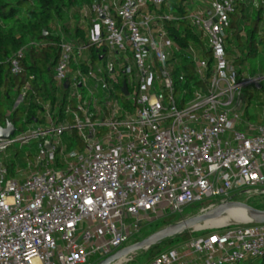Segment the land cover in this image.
Here are the masks:
<instances>
[{"label":"built area","instance_id":"1","mask_svg":"<svg viewBox=\"0 0 264 264\" xmlns=\"http://www.w3.org/2000/svg\"><path fill=\"white\" fill-rule=\"evenodd\" d=\"M238 1L245 0H209V15L186 16L211 51L213 67L208 75V59L197 57L193 45L186 49L206 88L194 89L183 105L175 80L184 75L174 77L172 54L180 46L163 25L179 17L150 9L160 10L168 0L92 5L94 26L84 30L86 41L60 43L54 79L59 96L65 93L63 117L56 119L47 103L45 122L0 137V264H88L126 246L145 221L167 211L212 197L233 200L232 191L242 187L246 194L264 191V107L262 122L246 130L237 128L241 115L233 108L243 88L261 89L264 81V75L241 78L227 55L225 38ZM95 55L99 60L93 61ZM22 58L19 50L10 60L14 75L24 72ZM33 79L21 88L15 107ZM73 130L83 149L64 153L71 143L65 146L64 136ZM31 140L37 141L35 171L22 179L9 176L7 149ZM261 257L264 223L245 222L194 236L147 264H233Z\"/></svg>","mask_w":264,"mask_h":264},{"label":"trees","instance_id":"2","mask_svg":"<svg viewBox=\"0 0 264 264\" xmlns=\"http://www.w3.org/2000/svg\"><path fill=\"white\" fill-rule=\"evenodd\" d=\"M95 2L97 0H0L1 126H6L10 122L15 126V135L25 133L36 120L45 122L43 105L47 103H50L56 119L63 117L65 93L62 97L59 96L54 79L55 66L60 54V43L64 40L86 41L80 24L72 26L71 21L80 20V13L84 7H88L91 12V7ZM190 4V0H168L160 10L155 6H150L151 10H157L160 14L166 11L179 17L177 20L164 21L163 25L169 37L180 46V50L172 54L176 59L174 77L184 75L183 81L175 80V88L181 105L191 97L194 89L206 88L196 71L195 62L188 56L186 49L193 45L202 58L208 59V75L213 67L211 51L206 47L197 28L186 19L191 11ZM225 40L228 44L236 43L235 46L241 52L240 56L233 60L235 67L238 66L241 77L244 75L242 67L248 59L256 56L260 49L264 55V4L260 3L255 6L246 1H238L235 12L231 15L230 27ZM19 50H23L24 72L14 75L11 72L10 60ZM231 51L227 45V54H232ZM98 57L99 55H95L93 61L99 60ZM30 75L35 76V79L30 80V90L25 99L15 107L21 88L29 80ZM72 139L69 147L81 151L83 142L78 138L76 130L72 131ZM13 146L14 144L10 147ZM21 162H25L24 157H19V159L16 155L3 157V165L9 175H16V165ZM218 204L219 201L216 202V205ZM174 222L170 221L162 227ZM210 232L213 231L210 230ZM194 235L198 236V232H191L187 229L162 242L167 240L173 242L175 239L185 242ZM157 246L158 244L147 249L150 257L144 264L149 263L163 252ZM233 264H264V257L248 258Z\"/></svg>","mask_w":264,"mask_h":264},{"label":"rangeland","instance_id":"3","mask_svg":"<svg viewBox=\"0 0 264 264\" xmlns=\"http://www.w3.org/2000/svg\"><path fill=\"white\" fill-rule=\"evenodd\" d=\"M194 1L200 2L199 0H190L191 2V11L190 12H198V11H204L207 10L208 4L206 3V0L204 2H201L204 6H201L198 8L197 5H195ZM248 4V0H245ZM97 2H103V3H119L120 0H97ZM197 4V3H196ZM81 17L80 20L77 22L76 20L71 21L72 26H76L80 24V27L83 30H86V32L90 33L91 29L93 28V23L91 21V12L89 11L88 7H84L82 9V12L80 13ZM157 27H155L156 29ZM157 30V29H156ZM226 47L227 45L231 48L230 55H228L229 60L233 63V60L240 56V51L235 46L236 43L228 44L227 40H225ZM88 54L89 51H88ZM196 56L200 57V53L196 52ZM263 52L262 49L258 52V54L250 59H248L247 63L244 64L242 67L245 73V77H256L259 75H264V59H263ZM234 64V63H233ZM235 66V65H234ZM236 69L238 70V66H236ZM243 76H241L242 78ZM261 89H257L255 85H249L245 88H243L240 97L243 96L244 99V107L241 110L242 112V119L237 121L236 125L239 126L241 122H244V125L248 126L250 124L255 125L256 123H259V119L262 116L263 113V107H264V81L261 84ZM18 99V98H17ZM235 103V102H234ZM72 136L69 134H66L64 136V145L67 146L69 142H72ZM71 147L64 148V153H66L68 150H70ZM37 152V141L31 140L27 144H21L20 142L14 143L13 147L8 148L6 151L5 156H12L16 155V157L19 159V157H24L25 162L19 165H16L17 173L16 175H9V176H15L17 178H24L28 175H30L33 171H35V166L32 163V161L35 158V154ZM31 154V155H29ZM60 159V156L58 155V161ZM30 163L31 165H28ZM16 171V170H15ZM248 187H242L238 190L232 191V196L235 200L245 202L251 206H255L256 208H262L264 210V191H253L250 194L243 193V191ZM221 200L220 197H212L209 199H205L200 202H194L191 204H188L183 207L182 211H178L175 213H172L171 211H167L165 215L147 220L144 222L142 228L138 231L133 233L131 239L129 242H127L126 245L132 244L137 241H141L144 238L148 237L153 232H156L165 226L162 227L163 224H167L168 222H174V221H180L183 219H186L188 217L194 216L196 214L201 213L202 208L208 207L210 204H213L215 202H218ZM216 204V203H215ZM205 206V207H204ZM248 221L243 220H229V223L226 224H237V223H245ZM225 224V225H226ZM201 228H193L189 229L191 232H198V236L208 234L211 231H214L215 229H219L218 226H212L209 225L206 227V225H202ZM215 230V231H216ZM201 232V233H200ZM196 235V234H195ZM194 235V236H195ZM183 242H179L177 239H175L173 242L170 241H164L158 244L157 248L160 251H167L170 248L177 247L179 244ZM150 252H147V249H141L136 251L135 253L129 255L126 257L125 260H123L119 264H144L149 260V254ZM102 258L98 256H93L90 258V261L88 264H96L99 261H101Z\"/></svg>","mask_w":264,"mask_h":264},{"label":"water","instance_id":"4","mask_svg":"<svg viewBox=\"0 0 264 264\" xmlns=\"http://www.w3.org/2000/svg\"><path fill=\"white\" fill-rule=\"evenodd\" d=\"M123 91L125 94L128 93L127 85L123 84ZM19 101L16 103L18 104ZM15 134V126L8 122L6 126L0 125V137L1 138H9ZM47 149L51 148V143H46ZM240 208L245 211V217L242 219L243 221L255 222V223H264V210L253 207L245 202L237 201V200H229L225 202H221L218 205L208 208L205 211H202L199 214L188 217L186 219L174 222L156 232H153L148 237L144 238L141 241L134 242L132 244L126 245L107 257L103 258L96 264H119L126 259L127 256L135 253L141 249H148L153 245L161 243L168 237L175 236L179 233L187 229L193 228H201L202 225H206L208 227L210 224H207L209 221H213L219 219L225 215H227L232 209ZM218 226V225H214ZM223 226L219 225L218 227Z\"/></svg>","mask_w":264,"mask_h":264},{"label":"crops","instance_id":"5","mask_svg":"<svg viewBox=\"0 0 264 264\" xmlns=\"http://www.w3.org/2000/svg\"><path fill=\"white\" fill-rule=\"evenodd\" d=\"M200 2H196V1H194V3H195V5H197L198 6V8H200L201 6H204L201 2H204V0H199ZM249 2V1H248ZM197 3V4H196ZM206 3L209 5L208 6V8H207V10H204V12H205V14L206 15H209L210 14V3H209V0H206ZM250 3V2H249ZM253 5V4H252ZM243 77H245V73H244V75H243ZM245 78H247V77H245ZM235 102V103H234ZM234 102H233V108H234V110H237L239 113H240V115H241V119H242V109H243V107H244V99H243V96H237L236 98H235V100H234ZM262 118H263V114H262V116H261V118L259 119V123H256L255 124V126H257V125H259L261 122H262ZM38 121H36L34 124H36ZM34 124H32V125H34ZM250 125H253V124H250ZM249 126V125H248ZM248 126H246V125H244V122H241V124L239 125V126H237V128H239V129H241V130H246L247 129V127ZM195 257H199V255H195V254H188V256H187V258H195Z\"/></svg>","mask_w":264,"mask_h":264},{"label":"bare ground","instance_id":"6","mask_svg":"<svg viewBox=\"0 0 264 264\" xmlns=\"http://www.w3.org/2000/svg\"><path fill=\"white\" fill-rule=\"evenodd\" d=\"M245 217V211L243 209H240V208H235V209H232L227 215L219 218V219H216V220H213V221H209L207 222V224H210V225H225L226 223H229V220L233 219V220H242L243 218ZM125 260V259H123Z\"/></svg>","mask_w":264,"mask_h":264}]
</instances>
